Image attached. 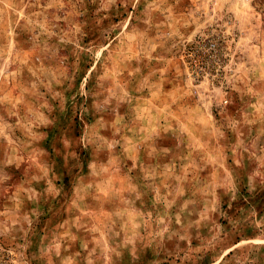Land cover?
Masks as SVG:
<instances>
[{
  "label": "rangeland",
  "instance_id": "1",
  "mask_svg": "<svg viewBox=\"0 0 264 264\" xmlns=\"http://www.w3.org/2000/svg\"><path fill=\"white\" fill-rule=\"evenodd\" d=\"M0 264H264V0H0Z\"/></svg>",
  "mask_w": 264,
  "mask_h": 264
}]
</instances>
